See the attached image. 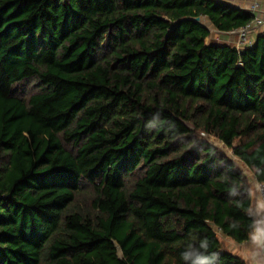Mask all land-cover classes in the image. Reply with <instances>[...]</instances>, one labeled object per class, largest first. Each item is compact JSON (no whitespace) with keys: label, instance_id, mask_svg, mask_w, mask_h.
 <instances>
[{"label":"trees","instance_id":"1","mask_svg":"<svg viewBox=\"0 0 264 264\" xmlns=\"http://www.w3.org/2000/svg\"><path fill=\"white\" fill-rule=\"evenodd\" d=\"M253 19L223 0H0V264H181L190 235L246 264L222 239L255 219L250 179L201 133L264 182V33L207 41Z\"/></svg>","mask_w":264,"mask_h":264},{"label":"clouds","instance_id":"2","mask_svg":"<svg viewBox=\"0 0 264 264\" xmlns=\"http://www.w3.org/2000/svg\"><path fill=\"white\" fill-rule=\"evenodd\" d=\"M239 182L232 187L235 193ZM264 200L257 202L256 208L260 209ZM246 211L251 213L253 206L249 205ZM259 222L253 219L243 238L244 245L250 250L246 264H264V226H258ZM219 253L210 247L207 237L189 236L179 253L181 264H217Z\"/></svg>","mask_w":264,"mask_h":264},{"label":"crops","instance_id":"3","mask_svg":"<svg viewBox=\"0 0 264 264\" xmlns=\"http://www.w3.org/2000/svg\"><path fill=\"white\" fill-rule=\"evenodd\" d=\"M223 1L232 6L251 11V7L256 0H223ZM260 3L262 4L260 16L264 19V0H261ZM210 30H211V35L207 39L208 42L215 41L221 43H229L232 45H235L237 43V41L234 40L236 36L238 37L237 32L235 30L230 32H225V31H219L218 29H215L213 27H210ZM254 33H255L254 38H256V32ZM241 170L244 171L243 169ZM245 173L247 174V172ZM247 176L250 179L251 187H252V195H253L252 206H253L254 217L255 220L259 222L258 226H263L264 205H262L260 209L256 208L257 202L262 201V198L258 191V180L252 171L250 173L248 172ZM222 240H223L224 249L242 257L245 261L246 258L249 257L250 250L244 245V243H237L234 240L226 237H223Z\"/></svg>","mask_w":264,"mask_h":264},{"label":"built area","instance_id":"4","mask_svg":"<svg viewBox=\"0 0 264 264\" xmlns=\"http://www.w3.org/2000/svg\"><path fill=\"white\" fill-rule=\"evenodd\" d=\"M261 7V3L258 1H255L254 4L251 7V12L254 15L253 21L240 28L239 30H235L238 35V40H237V47L238 49L244 48V46H252L253 45V36H252V31H253V26H260L264 24V19L260 16L259 14V8ZM252 33V34H251ZM258 191L260 193V196L262 200H264V182H259L258 181ZM263 226H264V215H263Z\"/></svg>","mask_w":264,"mask_h":264},{"label":"rangeland","instance_id":"5","mask_svg":"<svg viewBox=\"0 0 264 264\" xmlns=\"http://www.w3.org/2000/svg\"><path fill=\"white\" fill-rule=\"evenodd\" d=\"M256 1H258L259 3H260V1L261 0H256ZM261 9H262V4H261V7L259 8V14H260V12H261ZM204 22H206V21H204ZM254 32H256V36L258 35V34H260V33H264V24L263 25H260V26H253V31H252V36H253V44H254V42H255V38H254ZM234 40H238V37L236 36V38H234ZM236 46L238 45L237 43L235 44ZM234 45V46H235ZM245 47H249V46H244V48ZM237 48V47H236ZM241 49V48H240ZM243 49V48H242ZM201 135H202V137L204 138V139H208L209 141H211L215 146H217L218 147V149H219V151H220V153H222V154H224V155H227L229 158H231L232 160H234L235 162H236V164H237V167L239 168V169H243L245 172H247V174H248V172L250 173L251 171H250V169L247 167V165L246 164H244V162H242L240 159H238L237 157H235L234 155H233V152H232V150L231 149H229L228 147H226L225 145H224V143H222L221 141H219L217 138H215L214 136H211V135H209V134H207V133H205V132H202L201 133ZM119 253H120V255H122V252H121V250H119Z\"/></svg>","mask_w":264,"mask_h":264},{"label":"water","instance_id":"6","mask_svg":"<svg viewBox=\"0 0 264 264\" xmlns=\"http://www.w3.org/2000/svg\"><path fill=\"white\" fill-rule=\"evenodd\" d=\"M194 20L195 21H198V22H204V21H206V18L205 17H196V18H194Z\"/></svg>","mask_w":264,"mask_h":264}]
</instances>
